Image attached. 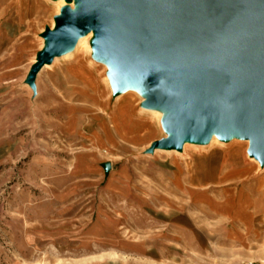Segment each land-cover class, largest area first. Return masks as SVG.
Segmentation results:
<instances>
[{"label":"rangeland","instance_id":"1","mask_svg":"<svg viewBox=\"0 0 264 264\" xmlns=\"http://www.w3.org/2000/svg\"><path fill=\"white\" fill-rule=\"evenodd\" d=\"M62 7L0 0V264H264V164L248 141L152 148L163 116L140 114L139 88L117 100L93 51L94 66L77 52L28 82ZM113 180L133 202H113Z\"/></svg>","mask_w":264,"mask_h":264},{"label":"water","instance_id":"2","mask_svg":"<svg viewBox=\"0 0 264 264\" xmlns=\"http://www.w3.org/2000/svg\"><path fill=\"white\" fill-rule=\"evenodd\" d=\"M75 1L42 33L28 82L93 31L114 91L139 88L144 107L166 111L168 136L152 148L180 150L214 132L247 140L248 155L264 164V0ZM101 166L108 174L110 163Z\"/></svg>","mask_w":264,"mask_h":264},{"label":"bare ground","instance_id":"3","mask_svg":"<svg viewBox=\"0 0 264 264\" xmlns=\"http://www.w3.org/2000/svg\"><path fill=\"white\" fill-rule=\"evenodd\" d=\"M48 1L50 3H52L57 8V10L60 7L64 6V5H69L71 9H74L76 7V5H77L75 0H71L69 2H67L65 0H48ZM53 26H54V22L51 23V28ZM93 38H94L93 31H90V32L78 37V39H77L75 45L73 46V48H71L70 50L64 52L63 54H61L59 56H55L51 62H55L59 58L67 57V56H70L71 54L73 55V53L82 52L84 54V56L86 54H88L89 57H86V56L85 57L87 58L88 63H90L92 66H94L95 65L94 61L95 60L92 57H91L92 59L90 58V55H91V53L93 51V47H92V44H91V41H92ZM44 44H45V38L43 37L41 39V41H40V45L44 46ZM48 65L49 64H45V65H43V67L44 66H48ZM136 90H137L136 88H133L131 86L126 87L124 89V91L122 92V94L117 96V100L120 99V98L129 96V95L133 96L136 93ZM165 113H166L165 110H163L161 108H157V107H141V109H140V114H142V115H144V116H146L148 118H151V119H156L158 121H159L160 117L163 116ZM230 140H232V139H229L228 141H230ZM223 142L224 141H221L220 139H218V137L215 135V133L212 132L211 135H210L209 140L207 141V144H209L211 146V145H214L215 143L223 144ZM232 142H230V144H232ZM245 142H247V140H245ZM197 144L198 143H196V142L187 140V141L184 142V144L182 146V151H184L190 145H193L194 147H196ZM160 150H163V152L166 151V152H171V153L172 152H178L175 149H159V151ZM250 159H252V158H250ZM263 168H264V165H263Z\"/></svg>","mask_w":264,"mask_h":264},{"label":"crops","instance_id":"4","mask_svg":"<svg viewBox=\"0 0 264 264\" xmlns=\"http://www.w3.org/2000/svg\"><path fill=\"white\" fill-rule=\"evenodd\" d=\"M4 88V84L3 81L1 80V76H0V89ZM4 93L0 92V112H3V108H4ZM107 175V174H106ZM190 181H193L192 179H190ZM112 187H110L108 189V192L111 194V197H115L113 199V202H133L130 197H129V193H131V188H129V186H123V185H117V183L113 180L112 182ZM173 185L175 186V182H173ZM81 202H85V200L81 201ZM93 202H95V199H93Z\"/></svg>","mask_w":264,"mask_h":264}]
</instances>
